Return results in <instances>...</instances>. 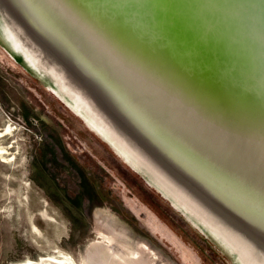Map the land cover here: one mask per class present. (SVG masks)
I'll list each match as a JSON object with an SVG mask.
<instances>
[{"label":"water","instance_id":"95a60500","mask_svg":"<svg viewBox=\"0 0 264 264\" xmlns=\"http://www.w3.org/2000/svg\"><path fill=\"white\" fill-rule=\"evenodd\" d=\"M0 43L242 264H264V0H0Z\"/></svg>","mask_w":264,"mask_h":264},{"label":"rangeland","instance_id":"374dc122","mask_svg":"<svg viewBox=\"0 0 264 264\" xmlns=\"http://www.w3.org/2000/svg\"><path fill=\"white\" fill-rule=\"evenodd\" d=\"M8 126L0 139L9 148L7 162L0 156V264H118L127 242L148 264H242L0 43V129Z\"/></svg>","mask_w":264,"mask_h":264},{"label":"bare ground","instance_id":"6f19581e","mask_svg":"<svg viewBox=\"0 0 264 264\" xmlns=\"http://www.w3.org/2000/svg\"><path fill=\"white\" fill-rule=\"evenodd\" d=\"M22 52L27 56L26 58L30 59L32 57V55L26 50V49H23ZM36 60V59H35ZM34 59L31 58V61L32 62H35ZM38 62V61H37ZM76 114H78L79 116L81 117H85L84 115H82L83 113H80L79 111H76L75 112ZM86 118V117H85ZM87 119V118H86ZM88 122H92L94 123V128L93 130L98 132L99 134H103L102 131L100 130L101 128L99 126L96 125V122L92 119H87ZM11 126H8L7 127V132L5 133L3 131V129H0V139L7 133H10L11 131ZM12 132V131H11ZM11 134V133H10ZM103 136H105V138L111 143V145L116 148V146H118L116 143L113 142V140H111L108 136H106L105 134H103ZM119 143V142H118ZM9 153V148L8 147H5V146H0V156L2 157V160L3 161H6L7 162V158L8 156L6 154ZM11 161V160H9ZM212 225V224H210ZM213 226V225H212ZM215 227V226H213ZM216 229V228H215ZM108 238V237H107ZM105 241V240H104ZM103 241V243H104ZM107 242L111 245L114 244L115 240L112 239V238H109L107 239ZM126 242V241H125ZM133 242V241H132ZM128 243V242H127ZM127 243H121L120 244V247H122V250L124 249V251L122 252H125V254H127V256H124V257H119L120 258V261L118 264H148L146 260H142L138 257V252L137 250L135 249L134 247V244L133 245H130V244H127ZM131 243V241H130ZM102 244V242H101ZM98 245V244H97ZM105 245V244H104ZM110 245V246H111ZM108 246V247H110ZM103 247V246H102ZM105 247V246H104ZM100 250V249H99ZM103 251V249H101ZM117 250V249H116ZM99 253V252H98ZM108 253V252H107ZM120 253V252H119ZM123 254V253H122ZM121 256V255H120ZM109 258V257H107ZM113 261V260H112ZM117 261V260H116ZM115 261V262H116ZM76 262V261H75ZM73 261H70V260H67L66 258H62V257H48V258H43L40 262H33V261H28L27 263H24V264H77ZM162 262V261H161ZM158 263V262H157ZM116 264V263H115ZM159 264V263H158Z\"/></svg>","mask_w":264,"mask_h":264},{"label":"snow or ice","instance_id":"6c2138e0","mask_svg":"<svg viewBox=\"0 0 264 264\" xmlns=\"http://www.w3.org/2000/svg\"><path fill=\"white\" fill-rule=\"evenodd\" d=\"M25 3L30 4V3H31V0H25ZM86 86H87V85H86ZM129 132H130V134L135 135V133L132 132L131 129H129ZM137 139H139V138H137ZM141 143H142V141H141ZM144 146H145V148H146L148 151H150V149L148 148V146H146V145H144Z\"/></svg>","mask_w":264,"mask_h":264},{"label":"crops","instance_id":"0c3cea01","mask_svg":"<svg viewBox=\"0 0 264 264\" xmlns=\"http://www.w3.org/2000/svg\"><path fill=\"white\" fill-rule=\"evenodd\" d=\"M0 254H1V241H0Z\"/></svg>","mask_w":264,"mask_h":264}]
</instances>
